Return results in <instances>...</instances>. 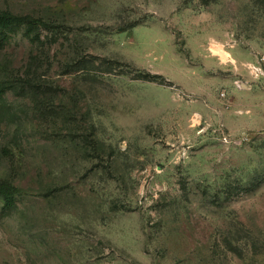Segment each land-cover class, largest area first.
Here are the masks:
<instances>
[{"label":"rangeland","instance_id":"rangeland-1","mask_svg":"<svg viewBox=\"0 0 264 264\" xmlns=\"http://www.w3.org/2000/svg\"><path fill=\"white\" fill-rule=\"evenodd\" d=\"M0 264H264V0H0Z\"/></svg>","mask_w":264,"mask_h":264},{"label":"trees","instance_id":"trees-1","mask_svg":"<svg viewBox=\"0 0 264 264\" xmlns=\"http://www.w3.org/2000/svg\"><path fill=\"white\" fill-rule=\"evenodd\" d=\"M15 18H23L21 16H16V15H13V14H8V13H3V14H0V22L2 21H5V20H8V19H13L15 20ZM0 40H2V38H0Z\"/></svg>","mask_w":264,"mask_h":264}]
</instances>
